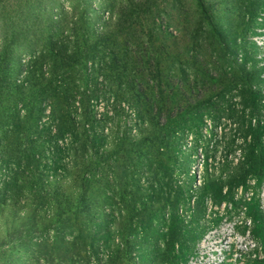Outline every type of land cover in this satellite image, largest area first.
<instances>
[{
	"label": "rangeland",
	"instance_id": "1",
	"mask_svg": "<svg viewBox=\"0 0 264 264\" xmlns=\"http://www.w3.org/2000/svg\"><path fill=\"white\" fill-rule=\"evenodd\" d=\"M19 1L0 4V38L10 20L9 31L20 29L11 49L22 80L32 58V13L27 2L18 12ZM82 1L97 32L123 3L136 2L138 25L126 31L121 57L143 100L139 108L119 94L89 58L88 97L98 119L91 128L110 165L95 163L85 173L90 182L83 152L80 176L71 161L41 164L46 182L68 192L85 181L95 203L89 218L12 239L4 217L16 204L2 180L12 182L13 168L0 154V264H264V0ZM70 4L51 0L52 16L71 15ZM44 107L41 123L49 118ZM154 128L168 147L116 144ZM122 154L135 161L123 164Z\"/></svg>",
	"mask_w": 264,
	"mask_h": 264
},
{
	"label": "trees",
	"instance_id": "2",
	"mask_svg": "<svg viewBox=\"0 0 264 264\" xmlns=\"http://www.w3.org/2000/svg\"><path fill=\"white\" fill-rule=\"evenodd\" d=\"M21 1L28 3L32 13L28 26L32 33L29 40L32 58L27 62L22 80L14 76L11 49L20 29L13 27L9 31L10 22H13L10 20L0 38V82L4 77L10 81L3 86L5 90L0 88V154L11 160L10 168H13L7 174L13 178L12 182L5 185L9 182L7 176L2 181L4 190L10 193L6 197H14L9 201L16 204L4 217V224L8 235L16 240L30 236L41 226L44 229L60 224L65 218L76 221L82 220V216L89 218V211L95 204L86 194L85 181L76 185L75 192H68L48 180L46 182L41 169L43 162L66 165L71 161L75 163V174L79 172L80 176L77 163L83 152L86 165L83 177L91 182V176L85 173L95 163L110 165L108 157L95 145L91 128L98 119L88 97L90 85L86 65L89 58L100 62L104 75L116 83L119 94L138 107L143 100L134 90L137 85L141 91L142 84H128V71L121 57L128 44L124 37L126 31L138 25L136 16L140 9L135 1L131 6L123 3L116 16L108 18L101 32L95 30L94 21L82 0H69L72 14L63 15L59 20L51 14V0ZM2 2L5 0H0V4ZM23 2L15 5L18 12L23 11ZM124 13L129 19L122 18ZM117 36L121 38L118 40ZM44 104L49 118L41 123ZM19 105L23 107V113L18 109ZM150 118L153 123L157 122L153 116ZM131 138L126 135L116 144L124 146L128 142H138L142 148L147 142L154 141L158 147H168L166 137L155 128ZM118 159L125 165L135 161L134 156L128 154H122ZM125 165L122 166L127 167ZM27 187L30 191L26 194ZM2 242L0 239V244Z\"/></svg>",
	"mask_w": 264,
	"mask_h": 264
}]
</instances>
